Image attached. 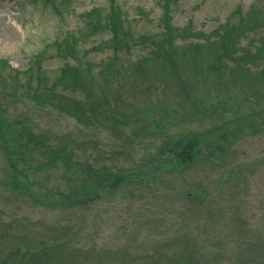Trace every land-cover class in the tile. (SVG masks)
Wrapping results in <instances>:
<instances>
[{
	"label": "rangeland",
	"instance_id": "rangeland-1",
	"mask_svg": "<svg viewBox=\"0 0 264 264\" xmlns=\"http://www.w3.org/2000/svg\"><path fill=\"white\" fill-rule=\"evenodd\" d=\"M111 1L0 0V89L4 92L0 94V99L3 100V108L0 105V109L6 114L3 116L22 121L28 128L23 123L16 126L42 134L46 143L65 146L69 141L74 142L78 150L75 151L72 143L68 148L71 146L76 153L84 157L90 155L92 160L109 166L114 163L133 164L139 157H142L141 160L147 155L152 156L167 141L173 142L175 138L187 134L209 132V129L226 119L253 117L257 122L264 121V101L257 97L258 93L248 85L245 87L239 82L234 83L229 76L223 80L210 78L204 81L192 74L187 77V93L193 96H190V100L184 97L178 85H168L164 81V71L162 73L151 62L144 63L142 57L150 50V44L134 46L124 64L117 65L116 72L106 71L104 77L99 65L106 63L103 61L112 56V51L104 46L109 35L102 32L100 35L87 36L83 16L96 8L107 11ZM113 1L121 7L127 25L137 37L153 35L161 30L164 16L161 0ZM256 2H262L261 5L264 6V0H172V24L183 28L192 23L195 31L210 33L224 23L238 6L247 10ZM70 36L76 37L80 58L78 63L75 59L60 58L55 54L57 48L54 44L58 43L60 53L65 52V47L70 44L66 38ZM80 37L81 41L78 42ZM257 44L254 37L245 41V45L252 50ZM96 46L100 50L92 48ZM46 50L42 64L46 85L56 84L59 89L64 90L67 84H71L67 77L62 76L65 65H81L82 74L91 83V88L87 85L90 89L89 96L98 100L109 99L110 116L118 119L119 123H113V118L102 117L101 122L98 120L95 126L86 127L70 117L63 112L68 105L67 99L72 97L69 89L65 92L69 97L64 94V104L48 107L36 105V99L27 102L18 98L19 96H13L11 93H15L14 86L24 83V72ZM141 63L145 66L139 69L138 65ZM155 73L160 77L152 80ZM162 83L165 87H162ZM97 91H103V96L108 98H101ZM17 94L20 95L19 92ZM57 94L62 93L57 91ZM83 95L79 92L76 96L80 98ZM242 97H250V100H243ZM220 99L228 104L220 118L208 116L207 113L201 116V110ZM191 100L199 105V109L193 108ZM196 110L199 112L195 114ZM25 134L24 131L23 135ZM23 135L11 140L15 158L32 151L31 157L21 164L25 166L23 178L31 184L27 192L42 195L44 191L37 181L65 188L67 182L64 175L56 171L52 163L45 166L36 159L34 144H20L27 140ZM32 147L34 150H31ZM206 154H209V149H206ZM5 157L0 139V264H117L115 262L120 252H115L116 245L129 253L127 258L121 260L123 263L118 264H150L142 258H135L158 250L161 257L167 259L175 257L180 249L186 252L192 250L199 263H242L238 260L243 257L248 260L246 263H257L254 257L259 254L260 247L240 244L238 235H228L225 226L230 223L228 213L231 210L238 215L242 213L245 219L259 218L261 221L260 217L264 215L262 131H238L226 157L227 164L223 166L219 165L220 161L215 163L203 159L205 157L190 167L179 168L180 170L167 164L155 173L148 184L143 183L146 186L141 191L126 194L116 203L111 197H103L78 214H67L68 217L54 205L51 209L45 207L47 205L31 202L26 197L15 198L14 193L5 194ZM229 170L232 173L239 172L236 177L240 192L235 199L242 200V204L238 205L237 210H234L235 204H232L229 197H219V184L229 181ZM199 182L209 183L208 188L215 190L214 197L210 196L206 202L215 212L214 226L211 229L199 228L195 230V237L191 236L184 241L181 237L185 232H182L179 226L182 224L178 220L184 219L182 205L185 199L181 193L185 191L195 194L199 190ZM139 186L142 187L141 182ZM154 187L160 189L161 197L151 196ZM144 191L150 195H143ZM202 196L198 194V201H202ZM194 214L195 212L190 213L192 217ZM252 223L254 224L253 221ZM259 233L263 235L264 231H251L245 237L256 239ZM56 240H65V243L58 242L53 247H47L51 241ZM24 243L45 248V258L31 257L30 254L25 257L19 252L16 254V250ZM189 259L187 255V260L175 263H189ZM167 260L161 264H174Z\"/></svg>",
	"mask_w": 264,
	"mask_h": 264
},
{
	"label": "trees",
	"instance_id": "trees-1",
	"mask_svg": "<svg viewBox=\"0 0 264 264\" xmlns=\"http://www.w3.org/2000/svg\"><path fill=\"white\" fill-rule=\"evenodd\" d=\"M161 2L164 13L161 21V30L153 35H140L137 37L127 25L126 17L121 7L113 0L105 12L96 8L84 14L87 36L100 35L102 32H106L109 35L104 46L112 51V56L107 61H103L106 63L99 65L101 67L100 71L104 72V77L106 71L116 72L118 70L117 65L124 64L126 56L131 55L134 46L138 44H144V46L150 44V50L142 57L144 58V63L148 64L151 62L155 67L161 69L162 73L164 71L166 73L164 81L168 85H178L182 95L186 96L189 100L193 94L189 96L187 93V77L194 74L196 77H201L204 81H208L210 78L223 80L229 76L234 83L239 82L245 87L248 85L249 88L258 93L257 97L261 101H264V97L262 98L264 95L262 93L264 89V6L261 5L262 2H256V4H253L247 10H244L242 6H238L227 17L224 23H221L210 33L195 31L192 23L183 28L175 27L172 24L171 16L172 0H161ZM251 37L257 39L258 42L254 50L246 46L247 44L245 45V41ZM66 39L70 41V44L65 47V52L60 53V46L58 43H55L54 45L57 48L55 54L60 58L75 59L78 63L80 58L76 37L70 36ZM80 41L81 37L78 39V42ZM92 48L100 50L98 46ZM46 52L47 50L40 53L35 58L32 66L24 72V83L20 86H14L15 93H11L13 96H19L18 98H22L23 101L26 100L27 102L36 99L37 101L34 100L37 102L36 105L48 107L63 103L64 94L69 89L72 97L65 94L70 99H67L68 105L64 107L63 112L70 117L86 127L90 125L95 126L98 120L101 122L102 117L104 119L113 118V123H119L118 119L110 116V101L103 98H108L107 96H103L105 95L103 91H97L103 99H93L94 97L91 98L89 96L90 89L87 88V85L91 88V83L82 74L83 68L81 65L67 64L63 68V78L67 77V81L71 83L67 84V87L65 86V91L59 89V85L56 84L47 86L46 78L44 79L42 71ZM142 64L138 65L139 69L145 66ZM8 76H11V74ZM157 76L160 77L156 73L153 74L152 80ZM107 79L106 82H108ZM151 82L149 87L152 86ZM162 87H165L163 83ZM57 91L62 94L58 95ZM18 92L20 95L17 94ZM79 92L85 96L83 95L80 98L76 96ZM1 93L4 92L0 89ZM194 97L198 98L197 95H194ZM243 100H250V97H245ZM2 101L0 99V105L3 108ZM191 102L194 109H199V105L195 101L191 100ZM227 105L224 99H220L213 104L210 103L206 106L207 108L198 112L201 116L207 113L208 116H218L220 118V115H223L226 108H228ZM166 110L165 108L164 111ZM0 111L1 149L6 156L7 168L3 192L7 190V192H4L5 194L14 193L15 198L26 197L31 202L44 206L47 205L45 207L51 209L52 205H54L66 217H68L67 214H78L86 207L95 205L103 197H111V200L116 203L120 202L119 198H122L126 194H133L136 190L141 191L140 189L145 187V184H148L155 173L167 164L173 165V169L175 170H180L179 168L190 167L197 161L207 159L214 162L220 161L219 165L223 166L227 164L226 157L232 149L234 138L237 136L238 131L242 130V132H245L251 129L253 132H264V121L260 120V122H257L253 117L250 119L245 117L244 119L246 120L226 119L224 122L219 123L220 125L209 129V132L193 133L194 135L187 134L184 137L175 138L173 142L167 141L152 156L147 155L141 160L140 158L142 157H139L134 160L133 164L117 165L114 163L109 166L98 163L95 159L92 160L90 155L84 157L76 153L75 151L78 148L74 142L69 141L65 146L46 143L43 140L42 134H37L32 129H26L28 127L25 123L11 120L3 116L6 115L4 110L0 109ZM196 112L197 110L195 114ZM20 123L25 124L26 128L16 126V124ZM24 131L26 132L25 135H23ZM22 135L27 140L21 141L20 144L29 142L34 144L35 156L39 163L45 166L52 163L55 170L64 175L67 182L65 188H61L60 185L49 186L45 184L47 182L37 181L39 187L44 191L42 195H35L32 191L31 193L27 192L31 184L23 178L25 166L23 167L21 164L31 157L32 151L29 150V152L15 158L13 141L11 140L19 138ZM70 143H72L75 151L71 149V146L69 147L70 149L68 148ZM34 147L31 150H34ZM205 148L209 149V154H206ZM238 174L239 172L232 173L230 170L227 171L229 181L219 184V190H221L219 197H229L232 204H235L234 210H237L238 205L242 204V200L235 199L236 194L240 192L238 178L236 177ZM140 182L142 183L141 188L139 186ZM144 182L145 184L143 185ZM197 185L199 186V190L195 194L192 195L190 192L186 193L185 191L181 193L185 199L182 205L184 219L178 220L182 224V226L179 225L182 232H185V235L181 237L184 241L188 240L191 236L195 237L197 235L195 230L202 229L203 227L211 229L214 226L215 212L209 208L208 204L206 205V202L210 196L214 197L215 190L208 188L209 183L201 184L199 182ZM159 190L154 187L151 196L154 198L161 197ZM145 194L149 193H145L144 191L143 195ZM198 194L203 195L201 197L202 201H198ZM10 199L11 197L9 196ZM212 199H210V204ZM262 210L264 212V204L262 205ZM193 212H195V216L192 217L190 213ZM203 213H205L206 217L202 216ZM228 214H230V223L228 222L225 226L228 235H238L237 239L240 238V244H250L260 247L259 254L254 257L257 263H246L248 260L244 257L238 260L242 263H199L195 260L192 250L186 252L184 250L181 251V249L177 250L175 257H168V260L165 257H161L162 255L158 250L150 251L145 255H137L139 257L135 259L142 258L146 260V263L150 264H161L165 260L177 264L175 262L187 260L188 255L190 258L189 263L185 264H264V234L261 235L259 233L256 239L245 237V234H249L251 231H264V215L260 217V221L258 220L259 218L245 219L242 213L238 215V213L232 212V210ZM58 242L62 244L65 243V240L51 241L47 247H53ZM30 245L31 243H24L21 248L19 247L16 250V254L19 252L24 254L25 257H28L27 255L30 254L31 257L45 258V248L40 249ZM114 248L115 252H120L117 255L118 260L115 263H123L121 260L127 258L129 253L126 249H119L117 245Z\"/></svg>",
	"mask_w": 264,
	"mask_h": 264
},
{
	"label": "bare ground",
	"instance_id": "bare-ground-1",
	"mask_svg": "<svg viewBox=\"0 0 264 264\" xmlns=\"http://www.w3.org/2000/svg\"><path fill=\"white\" fill-rule=\"evenodd\" d=\"M12 35H13V37L15 36V33H14V31L12 32Z\"/></svg>",
	"mask_w": 264,
	"mask_h": 264
}]
</instances>
